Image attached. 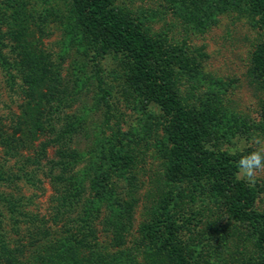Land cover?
Returning <instances> with one entry per match:
<instances>
[{"label":"rangeland","instance_id":"obj_1","mask_svg":"<svg viewBox=\"0 0 264 264\" xmlns=\"http://www.w3.org/2000/svg\"><path fill=\"white\" fill-rule=\"evenodd\" d=\"M114 6L147 38L161 42L171 64L173 91L195 118L203 150L238 161L257 150L264 153V19L243 0H114ZM0 35L17 51L41 52L49 72L55 70L61 76L66 91L60 96L65 104L58 108L55 116L59 118L54 117L53 124L61 127L65 115L69 122L84 123L86 136L78 135L71 144L81 155L74 168L77 175L84 167L103 164L101 157L106 155L96 180L102 185L99 188L112 190L119 202L127 204L122 216L131 222L127 241L143 238L148 243L147 228L163 225L160 209L177 205L185 215L178 222L182 246L192 251L199 244L195 264H261L252 253L248 228L229 216L228 198L213 192L206 181L185 178L183 167L176 166L179 140L164 112L133 84L128 55L112 51L97 57L70 0H0ZM23 102L19 90L7 88L0 73V123L8 132ZM48 138L45 133L23 156L32 157L37 145ZM95 147L104 153L88 154ZM53 152L48 149V159ZM39 165L45 167V161ZM0 167L7 172L18 167L4 157L2 148ZM103 172L107 174L100 181ZM90 176L84 180L87 195L91 185H99ZM39 179L37 189L20 181L18 187L1 185L0 192L31 198L23 209L46 221L45 227L52 232L49 243L60 248L59 259L68 258L69 251L60 245L70 243L67 238L62 241L61 225L50 219L51 187L43 177ZM252 185L259 189L253 210L264 215V171L257 172ZM96 189H90V196ZM5 217L9 238L26 245L25 231L15 235L8 214ZM96 230L101 252L112 251L111 236L100 225L96 224ZM204 241H209L212 252L200 248ZM33 250L25 248L20 264H40L32 257ZM78 254L83 256L85 251ZM141 254L138 259L143 262Z\"/></svg>","mask_w":264,"mask_h":264},{"label":"trees","instance_id":"obj_2","mask_svg":"<svg viewBox=\"0 0 264 264\" xmlns=\"http://www.w3.org/2000/svg\"><path fill=\"white\" fill-rule=\"evenodd\" d=\"M70 1L97 57L103 58L112 51L128 55L133 84L164 112L169 119L170 131L179 140L176 166L183 167L185 178L206 181L213 192L228 198L229 216L248 228L247 235L253 243L252 253L264 264V215L253 210L259 189L243 179H237V159L203 150L195 118L184 110L173 91L171 64L164 55L161 42L147 38L134 21L117 10L114 0ZM243 1L255 15L264 19V0ZM18 37L16 35L14 39L18 40ZM0 73L6 87H16L24 100L20 115L9 128L10 132L0 123L3 155L18 164L15 172H7L0 167V186L18 187L17 182L23 181L37 189L42 183L39 176L43 177L52 190L51 222L54 220L61 225V232L65 235L62 241L67 238L70 243L60 245L69 252L65 254L68 258L59 259L60 248L49 243L52 232L45 227L46 221L37 213L23 209L31 204V198H15L0 192V264H20L25 248L28 251L34 249L32 257L40 264H54L58 259L59 264H195V249L199 244L192 251L190 248L187 251L179 240L181 225L178 222L185 216L180 206L175 205L174 208L168 204L160 209L163 225L147 228L150 232V237H145L149 239L148 243L143 238L129 242L127 235L131 222L129 217H122L127 204L119 202L118 195L112 190L111 194L99 188L102 185L96 180L97 171L106 165V155L101 157L104 163L100 159L104 165L97 163L93 169L84 167L80 175L74 172L81 155L71 144L78 135L86 136V131L83 121L76 119L69 122L66 115L61 127L53 124L54 117L59 118V115L55 116L60 113L58 108L65 104L60 95L65 93L66 85L62 84L61 76L55 70L49 72L45 55L34 53L32 49L20 52L15 47H8L3 35H0ZM51 102H55L57 107ZM45 133L49 134V138L37 145L32 157H24L23 152ZM50 148L54 149V157L48 159ZM101 152L104 153L103 149L97 151L95 147L88 154L93 156L95 153L96 157ZM41 161H45V167L39 165ZM101 174L100 181H104L107 173ZM89 175L92 183L99 184L91 185V192L97 188L91 196L90 189L87 195L84 186V180ZM7 214L10 230L15 235L25 231L29 239L26 245L9 238L5 228ZM96 224L101 226L103 233L111 236L112 251L101 252L98 248ZM210 247L209 241L200 244V248L208 253L212 252ZM82 251L85 255L80 256L78 252ZM122 251L129 257H123ZM140 253L143 262L138 259Z\"/></svg>","mask_w":264,"mask_h":264},{"label":"clouds","instance_id":"obj_3","mask_svg":"<svg viewBox=\"0 0 264 264\" xmlns=\"http://www.w3.org/2000/svg\"><path fill=\"white\" fill-rule=\"evenodd\" d=\"M260 143L259 140L256 141ZM238 169L236 176L237 179H244L249 184L255 183V179L258 171H264V153L262 151L257 150L251 152L248 155L243 156L238 161Z\"/></svg>","mask_w":264,"mask_h":264}]
</instances>
